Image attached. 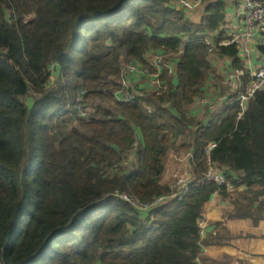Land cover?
<instances>
[{"label":"trees","instance_id":"16d2710c","mask_svg":"<svg viewBox=\"0 0 264 264\" xmlns=\"http://www.w3.org/2000/svg\"><path fill=\"white\" fill-rule=\"evenodd\" d=\"M176 2L0 0V264H196L207 245L198 222L215 194L235 207L228 226L252 227L237 243L260 238L264 91L240 120L237 106L208 127L181 116L203 94L211 68L200 39L224 25V8L207 6L195 25ZM218 50L239 63L235 47ZM150 51L183 52L177 84L144 100L151 115L114 103L88 124L77 117L82 101L113 102L121 65L146 66ZM51 68L59 75L49 87ZM192 128L183 148L195 157L188 194L142 219L115 193L143 203L169 195V154ZM134 149L132 172L103 177ZM208 157L235 192L203 182Z\"/></svg>","mask_w":264,"mask_h":264},{"label":"built area","instance_id":"2783aa9c","mask_svg":"<svg viewBox=\"0 0 264 264\" xmlns=\"http://www.w3.org/2000/svg\"><path fill=\"white\" fill-rule=\"evenodd\" d=\"M241 1L243 6L238 10V17L243 19V28L240 35H234L227 41L217 42V45H213L209 37L200 39L208 47L209 60L219 54V48L226 47H235L245 56H249V46L256 40V35H262L264 39V2L259 0ZM180 2L187 9L198 10L207 3V0H180ZM182 53L181 51L176 55L150 51L146 56V66L123 63L116 80L118 89L113 94V102L141 105L151 115L153 108L146 104L144 100L150 96L162 97L168 93V82H172L176 77L178 58ZM172 57L176 60H172ZM50 70H53V68ZM142 80L145 81L143 88L138 85V82ZM211 86L213 90L209 95L198 98L197 111L207 115L211 120L221 116L227 109L237 106L240 110L238 114V120H240L247 111L249 103L264 91V68L248 72L234 70L228 73L223 80H214ZM86 109V106L83 105L80 116L84 120H90V118H87L90 111H85ZM213 148H215L214 144L209 145L205 150L206 154H209ZM135 153V150H133L131 160L127 157L120 163L106 168L103 177L109 178L121 172H132L137 161ZM178 160H188L192 168L194 167L195 157L193 153L178 158ZM207 162L208 170L203 174V182L214 183L220 188L224 187L229 193L235 192L236 188L228 181L225 175L226 171L216 165L212 166L209 157ZM189 185L170 184L168 186L169 195L156 197L149 203H143L138 198L125 193L116 192L114 196L126 203L134 214L142 217L148 216L171 201H181L188 194Z\"/></svg>","mask_w":264,"mask_h":264},{"label":"crops","instance_id":"0c3cea01","mask_svg":"<svg viewBox=\"0 0 264 264\" xmlns=\"http://www.w3.org/2000/svg\"><path fill=\"white\" fill-rule=\"evenodd\" d=\"M211 4L223 5L224 25L214 33L202 34V37L211 38L212 44L217 45V42L227 41L234 35H240L243 28V19L238 17V10L243 6L241 0H207V3L198 10L187 9L182 5L180 0H177L173 8L180 11L189 22L199 25L204 18L205 8ZM249 49V56H245L236 49L238 64L234 63L232 58L222 57L219 54L211 60L207 56L211 72L208 74L203 87V94L200 97L209 95L212 92L211 83L214 80H223L228 73L234 70L248 72L250 70L254 71L264 68V39L262 35H256V40L249 46ZM180 52L175 54L178 55ZM180 57L178 58V63ZM172 82L175 85L177 84L175 79ZM138 85L143 88L145 81H139ZM198 98L194 100L191 106L183 110L181 116L195 122L198 128L208 127L217 117L210 120L207 115L199 113L196 109ZM172 114L179 116L176 112H172ZM198 128H192L186 133L185 137H180L174 141L163 177V183L165 185H183L190 184L194 181V171L190 161L178 160V158H183L193 153V151H187L183 148L189 146L192 141L190 132L195 133ZM132 153L133 150L127 154L130 160L133 158ZM134 169L135 166H133ZM177 179L185 181L176 182ZM234 209L232 200L229 198L224 199L219 194L213 195L206 204L198 225L200 238L207 245L203 247L201 258L196 261V264H264V222L259 229L260 238L251 240L247 246L244 242L237 243L235 240L238 236L245 237L246 230L252 232V227L248 224L243 232V229L235 226L233 223L230 224L231 226H228L227 217L234 212ZM145 217L142 216L141 218L144 219ZM229 227H231L229 229L230 232H228Z\"/></svg>","mask_w":264,"mask_h":264},{"label":"rangeland","instance_id":"374dc122","mask_svg":"<svg viewBox=\"0 0 264 264\" xmlns=\"http://www.w3.org/2000/svg\"><path fill=\"white\" fill-rule=\"evenodd\" d=\"M164 54V53H163ZM172 60H176V58H174V57H172ZM51 71V78H50V80H51V83H50V86L49 87H51V86H53L55 83H56V81H57V78H58V72L57 71H54V70H50ZM113 79H110V81H112ZM25 102L27 103V105H28V107H31V105H32V99L30 98V97H27L26 99H25ZM83 105H85L86 106V110L85 111H90L89 112V116L87 117V118H90V120L89 119H86V120H84L81 116H80V114L82 113V106ZM111 105H115L114 104V102H112L111 101V103H108V102H104V101H102V100H100V99H93V100H86V101H82V104H80V111L78 112V115H77V117L83 122V123H86V124H88L98 113H99V110H100V108H103V109H105V108H108L109 106H111ZM87 120H89V121H87ZM138 141L140 140L139 139V136H138V139H137ZM138 146V144L136 145V147ZM184 182L185 180H180V179H177V181L176 182Z\"/></svg>","mask_w":264,"mask_h":264}]
</instances>
